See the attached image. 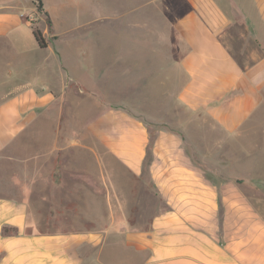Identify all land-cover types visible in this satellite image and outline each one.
<instances>
[{"label":"crops","instance_id":"obj_1","mask_svg":"<svg viewBox=\"0 0 264 264\" xmlns=\"http://www.w3.org/2000/svg\"><path fill=\"white\" fill-rule=\"evenodd\" d=\"M189 1L176 23L182 47L162 50L172 82L160 90L187 117L151 131L122 105L61 128L65 83L32 89L26 63L37 50L18 44L35 7L0 0V39L14 44L4 53L23 56L0 63V264H264V216L233 178L203 170L218 168V156H204L193 137L218 136L209 145L225 146L234 171L233 136L264 105V0H232L243 13L233 23L252 43L243 66L222 40L227 13L216 0ZM38 48L45 62L53 56L50 44ZM108 163L120 173L108 174ZM142 206L150 218L141 226L133 208Z\"/></svg>","mask_w":264,"mask_h":264},{"label":"rangeland","instance_id":"obj_2","mask_svg":"<svg viewBox=\"0 0 264 264\" xmlns=\"http://www.w3.org/2000/svg\"><path fill=\"white\" fill-rule=\"evenodd\" d=\"M31 3L35 10L27 16L29 23L41 32L46 31L45 41L50 44L53 56H47L48 61H44L45 53L39 51L28 28L22 27L19 31L18 44L28 51L37 50L36 54L27 56L26 63L32 64L31 70H27L32 89L65 83L61 128L79 127L83 116L93 114L104 105L127 107L140 115L151 131L155 130L154 122L168 120L171 123L178 117H187L184 111L174 109L171 102H164L160 90L168 88L172 82L169 73L162 68V50L182 47L176 23L181 15L193 9L189 0H50L44 4L53 11L55 26L43 5L37 9L36 4ZM215 3L230 17L222 40L242 66L248 65L245 51L252 43L244 44L238 24L233 23V19H241L243 13L232 0H216ZM248 7H244L245 13L254 23L257 14ZM258 37L264 41V30L260 29ZM12 46L9 40L0 39V63L18 62L23 57L4 53ZM193 137L200 142L204 156H218V168L203 167V170L208 174L216 171L222 182L233 178L234 186L243 191L252 208L264 216V105L233 136L229 149L231 158H235L234 171L228 173L224 167L229 154L225 146L217 145L218 150L213 151V145H209L215 144L218 136L203 133L201 138ZM64 142L61 136L58 143ZM107 173L118 174L120 170L108 163ZM95 185L92 167L91 186ZM140 194L146 200V196ZM148 202V205L158 206L156 201L148 199ZM146 207L133 208V212H138L133 220L146 223L150 218Z\"/></svg>","mask_w":264,"mask_h":264},{"label":"trees","instance_id":"obj_3","mask_svg":"<svg viewBox=\"0 0 264 264\" xmlns=\"http://www.w3.org/2000/svg\"><path fill=\"white\" fill-rule=\"evenodd\" d=\"M31 1L36 4L37 9H41L42 0H31ZM30 29H31L32 36L34 37L38 47L45 48L47 44H46L44 37L42 36L41 31L35 28L33 24L30 25ZM7 231H8V228H4V232H7Z\"/></svg>","mask_w":264,"mask_h":264}]
</instances>
